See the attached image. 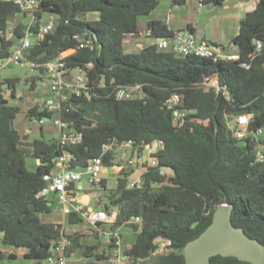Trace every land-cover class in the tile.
Instances as JSON below:
<instances>
[{"label": "trees", "instance_id": "1", "mask_svg": "<svg viewBox=\"0 0 264 264\" xmlns=\"http://www.w3.org/2000/svg\"><path fill=\"white\" fill-rule=\"evenodd\" d=\"M39 1L37 18L53 15L55 27L28 50L29 60H54L76 46L75 35L94 38L93 49L77 50L66 59L70 70L93 65L86 72L89 96H71L59 114L82 133V141L69 149L73 166L85 168L97 157H102L105 167L112 166L113 152L103 154V145L112 139L130 140L139 151L155 142L163 144L152 154L157 166L147 167L140 183L129 188L134 170L125 166L114 189H107L104 180L97 189L101 194L97 209L117 212L111 230L126 226L135 234L131 248L125 251L128 264H185L183 248L209 226L221 204L232 206L235 227L264 246V160H258L259 152L264 156L258 149L264 140L256 141L254 136L264 129V0H257L238 22L230 42L234 51L229 49L238 55L235 61L179 57L154 45L126 52V39L142 28L153 39L172 36L161 20H148L140 27V20L155 10L156 0ZM224 2L199 0L201 5L213 7ZM185 3L172 0L174 6ZM19 14L17 6L0 0V60L10 55L22 36L24 27L17 24L13 38H6L10 23ZM255 42L262 44L261 51H255ZM211 78L225 88L228 98L206 88L204 83ZM37 80H43L41 74L32 78V88ZM18 81L0 78V260L15 259L5 256L3 249L20 248L24 259L42 264L51 244L60 238L62 226L42 219L52 213L53 202L37 194L45 186L44 176L54 170L52 160L61 149L56 139H45L42 134L30 139L15 129L21 108L11 104L10 98L16 99ZM119 85H140L141 90L135 97L117 101L113 93ZM172 94L179 95L178 109L185 112L178 124L162 107ZM240 115L249 117L248 135L241 140L228 124ZM25 116L38 123L56 115L39 109L36 103L27 107ZM70 190L75 191L76 186ZM136 217L141 219L139 224L133 222ZM66 223L80 224L82 219L69 213ZM67 237L71 242L67 257L77 254L85 260L83 264H108L111 245L101 250L78 233ZM160 242H169L161 252ZM209 264L249 263L215 256Z\"/></svg>", "mask_w": 264, "mask_h": 264}, {"label": "built area", "instance_id": "2", "mask_svg": "<svg viewBox=\"0 0 264 264\" xmlns=\"http://www.w3.org/2000/svg\"><path fill=\"white\" fill-rule=\"evenodd\" d=\"M2 2L12 3L18 7L20 13L29 19V24L24 28L22 36L16 41L11 53L8 57L0 60V68L16 66L22 69H28L41 74L46 83V96L38 103L39 109L48 113H53L56 116L52 119L45 118L38 121V124L44 125L47 121L57 129V134L54 139L61 153L52 160L54 170L44 176L45 186L37 194V197L44 198L50 202H56L61 207L59 211L65 215L76 213L82 219V223L69 225V228L62 226L60 238L54 241L49 253L43 264H67V247L70 245L68 235L79 232V228H83L90 235L98 234L103 238L104 245H111L110 257L108 264H128L130 257L122 249L120 235L111 230V226L115 222L117 213L108 212L103 209L87 208L86 205L77 202V184H81L83 178L86 177L89 186L99 187L103 181V165L102 157L93 158L89 161L85 168H77L73 166L74 156L69 149L78 145L82 141V133L73 129L72 123L60 119L59 114L62 111V106L71 96L78 97L81 93H87L86 72L92 69V63H87L83 67H77L70 70L66 65V59L80 49H93L94 38H80L75 35L73 39L76 42L74 48L67 49L59 54L57 58L46 63H36L27 58L28 50L35 44L45 40L55 27V16L49 15V19L42 23L41 19L37 18L39 11V0H1ZM36 26V29H34ZM149 35V31L144 33L131 34L128 39L137 36ZM159 51H170L178 56H199L217 60H238L237 54L223 53L220 49L209 44L206 41L197 40L188 32L174 33L169 39L162 41L155 40L153 44ZM140 47V45H136ZM141 50V49H140ZM262 50V44L255 42V51ZM76 71V76L73 78L72 72ZM207 89H214L216 93L222 92V95L227 97L225 88H221L216 78L206 79L204 83ZM141 90L140 85H119L114 90V98L117 101L130 99L135 97ZM89 96V93H88ZM180 97L177 94H172L162 103L163 109L172 114L175 124L181 122L185 117V112L178 109ZM234 132V136L241 140L248 135L249 117L240 115L228 122ZM264 129H258L255 133V140L262 137ZM155 146H145L152 157L158 149L163 147L162 142H155ZM261 144H258V147ZM133 143L130 140L119 142L112 139L109 143L103 145V154L114 152L116 149H131ZM152 148V149H151ZM258 160H264V156L258 153ZM132 164V161H128ZM150 166H157V160L151 158ZM136 183H129V188ZM76 186V190H70V186ZM50 204V203H49ZM133 222L139 224L141 219L136 217ZM79 225V227L77 226ZM169 242H160L158 251L161 252Z\"/></svg>", "mask_w": 264, "mask_h": 264}, {"label": "rangeland", "instance_id": "3", "mask_svg": "<svg viewBox=\"0 0 264 264\" xmlns=\"http://www.w3.org/2000/svg\"><path fill=\"white\" fill-rule=\"evenodd\" d=\"M216 8L213 6H208L203 11H196L195 6H188L186 9H180L172 4V0H159V3L157 4L155 10L152 11V14L149 15L148 17L142 18L140 20V27H144V24L146 20H150L154 17H160L163 20H166L172 17L171 24L173 25L174 23H179L180 25H186L187 23H193L196 26V31H197V36L200 37L201 34L206 31L207 33L212 34L213 40L216 41V44L220 43L217 40V37L221 34V26L224 27L225 24L221 20L217 18L216 13H208L209 9ZM49 15H43L42 16V23H45L49 18ZM90 18V16L88 17ZM17 24L22 25L24 28L29 24V19L22 15L19 14L17 15L14 20L10 23L8 33H7V39L11 40L13 38V29ZM143 29V28H142ZM139 30L142 33L146 32L143 30ZM144 31V32H143ZM235 32V28L232 25L231 29L227 30L226 33H230L233 35ZM146 36V35H144ZM133 39V38H130ZM216 39V40H215ZM131 44L130 47L127 46L126 51H139L143 47L147 45V43L143 42L141 43H133L130 40L128 41V44ZM140 47H137L136 45H139ZM133 45V46H132ZM76 71L72 72L73 78L76 76ZM39 74L32 70L28 69H22L16 66H10L6 68H0V78L1 80L5 79H18V84H17V91H16V99L15 98H10V103L18 105L21 110L19 114L17 115L15 121H14V127L15 129L20 133V134H25L30 130L29 137H38L41 134L45 135V137H50V134H53L57 131L56 127H54L51 123H45L44 125H39L36 122L30 121L26 116L25 112L28 106H31L32 104H36L41 102V100L46 96V83L45 80H37L35 82V87L32 88V78H37ZM9 93L6 91V96ZM37 95V96H36ZM39 96V97H38ZM36 97V98H35ZM42 129V130H41ZM262 140H264V133L262 135ZM155 145V144H153ZM152 149V148H151ZM118 152V150L116 149ZM139 151L136 148H131L127 149L125 153L127 152V157L124 161L121 162H126L125 164L129 167L132 168L133 170L136 171V173H140L142 166L140 165L142 161L140 159L146 160L148 157L151 155L149 154V151L146 150ZM264 151V149H263ZM117 154L121 155V150L120 153L118 152ZM150 155V156H149ZM128 158V159H127ZM128 161H132V164H128ZM124 164V165H125ZM150 165V162H149ZM135 173V174H136ZM169 174V172H168ZM138 181L137 183H140ZM81 183L85 188H87V179L86 177L82 179ZM106 200H104V203ZM56 202H53V207L56 206ZM91 206L94 209H97L96 204L94 203L93 200H91ZM115 212V211H114ZM42 219L45 222H50V223H55V224H60L61 226L67 225L66 223V215L59 211L57 209V213L54 214H49V215H42ZM62 218V219H61ZM84 234V240L93 242L94 244H98L101 248L105 246L103 243V238L99 236L98 234H94V236H91L92 238L89 237V234L87 232L82 231ZM3 252L5 256L12 255L15 257L14 260H0V264H32L33 260L29 259H24L23 258V249H18V248H5L3 249ZM72 260V259H71ZM43 264V263H42Z\"/></svg>", "mask_w": 264, "mask_h": 264}, {"label": "crops", "instance_id": "4", "mask_svg": "<svg viewBox=\"0 0 264 264\" xmlns=\"http://www.w3.org/2000/svg\"><path fill=\"white\" fill-rule=\"evenodd\" d=\"M159 3V0H156ZM257 2V0H225L224 4L221 7H216V8H212L208 10V13H216L217 18L219 20H221L222 22H224L225 26L224 27H220L221 28V34L217 37V40H219L218 44H216V41L213 40V36L210 33H207L206 31H204L200 37L197 36V31H196V26L193 23H187L185 26L184 25H180L179 23H174L173 25L171 24L172 21V17L170 16L169 19L163 20L160 17H154L150 20H161L164 21L170 32L174 33H183V32H188L190 34H192L197 40H201V41H206L209 44H212L213 46L217 47L218 49H220L223 53H227V54H233L229 51L233 50V47L231 46L230 42L231 39L236 35L237 30H238V22L245 16V14L252 10L255 3ZM188 6H195L196 11H203V9H205L208 6H203L199 3V0H186V3L183 6H176L180 9H186ZM152 14V13H151ZM150 14V15H151ZM42 20V18H41ZM148 21V20H146ZM232 25L235 28V32L233 33V35H231L230 33H226L227 30L231 29ZM144 29V28H143ZM142 29V30H143ZM144 31H146V29H144ZM143 31V32H144ZM139 33H142V31ZM170 38V37H169ZM167 38V39H169ZM131 41L133 43H142L145 42L147 43L146 46L148 45H153L155 43V40L157 39H153L150 38L149 35L146 34V36H137L133 39H128L126 40V46H125V50H127V46L130 47V43L128 44V41ZM216 40V39H215ZM139 44V45H140ZM133 46V45H132ZM223 46L225 48H228V50H223L222 47ZM234 51V50H233ZM126 52H134V51H126ZM46 91V88H45ZM47 94V91H46ZM45 94V95H46ZM35 122V121H32ZM37 123V122H36ZM40 125V124H39ZM30 130H28L27 133L25 134H29ZM57 131L53 134H50V137H45V135H43V137L45 139H54L56 137ZM41 136V135H40ZM40 136L38 137H30V139L33 138H40ZM155 145H153L152 147H154ZM259 150L263 151L264 149V145L262 144L261 146L258 147ZM118 152L120 153L121 150V155L117 154L118 152L116 150H114L113 152V165L109 166V167H105L103 170V180L106 183V188L107 189H114L116 187V181L119 177L120 171L123 167L127 166L124 161L127 157V152L125 153V151L127 149H117ZM143 150H147L146 148ZM144 151V152H145ZM150 156V155H149ZM151 156L148 157L146 160H142L140 159L141 162V166L142 169L140 171V173H136V171L134 170L133 173L131 174L130 178H129V183L134 182L137 183L138 181L141 180V177L143 175V173L146 171V168L149 167V162L151 160ZM128 159V158H127ZM125 164V165H124ZM170 174V171H166V173ZM136 173V174H135ZM98 187H93V186H89L87 183V188H85L83 186V184H77V202L83 205H86L87 208H92L91 206V200L94 201V203L97 202V198L101 195L98 191H97ZM61 206L57 203L55 207H53L52 213L56 214L57 213V209H59ZM51 213V214H52ZM115 213H117L115 211ZM62 219V218H61ZM79 227V225H77ZM66 228H69L70 226L67 224L65 225ZM84 231L83 228H79V232L78 234L82 235L83 237L84 234H82ZM115 232H117L120 235L121 238V244H122V249L124 251H127L131 248V245L135 239V234L132 231L131 228H128L126 226H121L119 228H116L114 230ZM91 236L94 235H90L89 237L92 238ZM87 241L88 244H94L93 242ZM72 259V260H71ZM85 262V260L83 258H81L79 255L77 254H71V256L67 257V264H83Z\"/></svg>", "mask_w": 264, "mask_h": 264}, {"label": "water", "instance_id": "5", "mask_svg": "<svg viewBox=\"0 0 264 264\" xmlns=\"http://www.w3.org/2000/svg\"><path fill=\"white\" fill-rule=\"evenodd\" d=\"M157 40L162 41L163 38ZM231 213L230 205L216 207L209 226L183 248L185 264H209L215 256L233 257L249 264H264V246L249 238L242 228L235 227L231 222Z\"/></svg>", "mask_w": 264, "mask_h": 264}]
</instances>
